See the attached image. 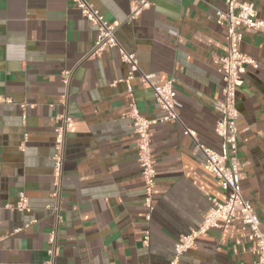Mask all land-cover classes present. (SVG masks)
I'll return each instance as SVG.
<instances>
[{"label":"crops","instance_id":"1","mask_svg":"<svg viewBox=\"0 0 264 264\" xmlns=\"http://www.w3.org/2000/svg\"><path fill=\"white\" fill-rule=\"evenodd\" d=\"M85 1L108 25L118 24L119 46L137 60L130 85L140 115H164L141 74L172 81L176 94L179 122L151 127V219H145L128 117L129 65L119 49L88 56L97 30L72 0H0V264H168L179 237L200 224L213 200L225 199L184 133L193 130L200 143L220 152L214 102L223 83L214 58L227 50L225 29L215 22L223 0H150L132 21L135 0ZM240 1L252 2L264 20V0ZM239 49L256 62L246 67L236 94L239 186L264 223V34L242 30ZM62 113L71 121L54 197L55 118ZM20 193L27 212L12 208ZM254 248L236 216L198 238L178 264H256Z\"/></svg>","mask_w":264,"mask_h":264},{"label":"built area","instance_id":"2","mask_svg":"<svg viewBox=\"0 0 264 264\" xmlns=\"http://www.w3.org/2000/svg\"><path fill=\"white\" fill-rule=\"evenodd\" d=\"M72 1L76 4L81 16L97 30L96 40L88 56L97 58L108 48H118L121 60L129 65V72L124 79L127 95L130 99L128 117L131 128L137 138L136 161L141 169L144 186L143 202L146 208L145 219L150 221L153 212L152 198L155 187L151 127L157 123L179 122L176 112L178 103L172 87V81L161 83L156 81L152 74H141L153 92L156 105L164 114L156 120L142 117L134 104L130 85L134 74L139 71L137 60L133 55L126 53L119 46L115 37L118 24L108 25L85 0ZM223 4L224 10H215V22L217 26L225 29L227 50L224 56L214 58L217 71L221 75L223 83L221 100L214 102V109L218 113V118L214 123L213 132L220 140V152H215L200 143L193 130L184 128V133L191 138L194 144V152L201 154V166L203 170L216 181L219 188L225 193V199L223 202L213 200L210 208L202 214L200 224L196 228L191 229L187 234L179 237L169 257L168 264H178L181 255L192 250L198 238L206 236L212 229L222 228L236 216H239L242 231L255 244L254 254L256 256V264H264V223H261L251 204L243 198L240 191L237 163L239 130L236 125L238 118L236 94L238 88L243 84L242 75L247 66L256 67L254 59L242 53L239 49L242 42V30L247 29L264 34V20L257 17V12L252 2L223 0ZM150 7V0L132 1L127 20H135L141 12ZM69 80L70 73L64 71L62 73V84L64 87L67 88L69 86ZM66 98V95L63 96L61 102L65 103ZM24 107V104L20 105L22 110H24ZM22 118L25 119L24 112L22 113ZM55 121L52 174L56 181V189L53 196L58 197L63 167L65 136L71 119L66 113H62L56 116ZM12 208L18 212L29 211L27 197L23 193H20ZM53 211L57 213V209ZM55 237V232H51L50 242L53 246L49 251L50 257L56 251ZM142 243L148 246V232L145 234ZM47 264H50V262Z\"/></svg>","mask_w":264,"mask_h":264}]
</instances>
